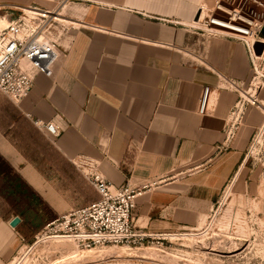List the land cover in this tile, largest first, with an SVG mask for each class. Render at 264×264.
I'll list each match as a JSON object with an SVG mask.
<instances>
[{"label":"crops","instance_id":"crops-1","mask_svg":"<svg viewBox=\"0 0 264 264\" xmlns=\"http://www.w3.org/2000/svg\"><path fill=\"white\" fill-rule=\"evenodd\" d=\"M201 2L70 0L56 12L61 57L51 73L37 74L19 102L0 93V264L39 234L22 199L45 205L49 222L83 204L82 159L116 185H148L134 209L142 231L164 236L202 226L247 162L264 123V85L228 137L229 117L242 94L250 98L245 88L256 72L242 42L193 27ZM30 5L56 8L48 0H0L8 20L15 18L9 9ZM36 120L54 121L60 135L50 138Z\"/></svg>","mask_w":264,"mask_h":264},{"label":"built area","instance_id":"built-area-1","mask_svg":"<svg viewBox=\"0 0 264 264\" xmlns=\"http://www.w3.org/2000/svg\"><path fill=\"white\" fill-rule=\"evenodd\" d=\"M51 1L60 5L70 0ZM16 9H20L21 14L9 20L8 25L0 30V93L19 102L32 90L37 74L51 73L61 57V45L55 36L58 25L56 11L32 5L17 6ZM193 27L242 42L248 50L256 76L261 80L253 93L264 85V48L261 55L256 54L254 48L257 42L264 44V0H202ZM251 95L253 97L246 104H259L258 98ZM209 103L210 87L206 86L199 99L200 114H206ZM243 104L239 102L237 109ZM35 124L52 139L61 133L54 121L36 120ZM227 133L228 137L234 134L229 127ZM80 161L84 175L99 194V199L48 222L44 234L42 231L36 236L37 241L53 231L55 236L73 240L78 248L89 249L143 244L147 238L154 237L139 229L134 219L137 198L148 185L144 184L142 188L130 182L116 185L103 176L95 162ZM258 264L264 263L260 261Z\"/></svg>","mask_w":264,"mask_h":264},{"label":"rangeland","instance_id":"rangeland-1","mask_svg":"<svg viewBox=\"0 0 264 264\" xmlns=\"http://www.w3.org/2000/svg\"><path fill=\"white\" fill-rule=\"evenodd\" d=\"M53 11H60L57 5ZM0 10V20L4 17ZM15 17L20 9H9ZM2 15V16H1ZM5 15V14H4ZM5 18V17H4ZM59 22V21H58ZM7 20L0 23V27ZM4 28V27H3ZM2 29V28H1ZM0 29V30H1ZM261 80L256 76L245 88L257 97ZM242 94L243 107L233 109L228 127L235 130L249 104ZM240 106V105H239ZM235 112V113H234ZM234 124V125H233ZM247 162L224 186L198 229L184 230L165 237H149L143 244L78 248L73 240L48 232L44 239H27L10 264H258L264 259V123L256 130L247 150ZM86 181V182H85ZM81 181L78 196L83 205L97 199L87 180ZM46 206L22 199V214L44 234L49 222ZM56 219V218H55ZM52 221V220H51ZM48 230V229H47ZM260 258V259H259Z\"/></svg>","mask_w":264,"mask_h":264},{"label":"water","instance_id":"water-1","mask_svg":"<svg viewBox=\"0 0 264 264\" xmlns=\"http://www.w3.org/2000/svg\"><path fill=\"white\" fill-rule=\"evenodd\" d=\"M263 34H264V28H263ZM255 48V52L256 54L258 55H261L262 51H263V48H264V44L261 43V42H257L254 46ZM20 217L19 216H15L12 220H11V225L12 226H17V224L20 222Z\"/></svg>","mask_w":264,"mask_h":264},{"label":"bare ground","instance_id":"bare-ground-1","mask_svg":"<svg viewBox=\"0 0 264 264\" xmlns=\"http://www.w3.org/2000/svg\"><path fill=\"white\" fill-rule=\"evenodd\" d=\"M56 15H57V18H58V17L60 16V12L57 13ZM1 18L4 19V20H7V24L1 26L0 29L3 28V27H6V26L8 25V22H9V20H8L6 17H5V18H4V17H1ZM4 20H3V21H4ZM3 21L0 20V23L3 22ZM252 97H253V96L251 95L250 98H252ZM250 98H249V99H250Z\"/></svg>","mask_w":264,"mask_h":264}]
</instances>
